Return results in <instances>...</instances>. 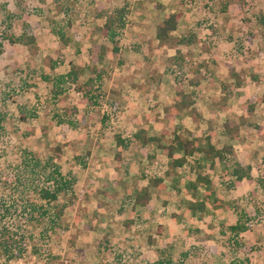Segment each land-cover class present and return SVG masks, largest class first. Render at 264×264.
<instances>
[{
  "label": "rangeland",
  "instance_id": "374dc122",
  "mask_svg": "<svg viewBox=\"0 0 264 264\" xmlns=\"http://www.w3.org/2000/svg\"><path fill=\"white\" fill-rule=\"evenodd\" d=\"M123 3L112 44L101 23ZM0 44V233L18 253L0 264H264V0H0ZM178 86L189 105L175 111ZM175 135L232 149L207 166L175 153L176 164L163 149ZM208 168L206 192L177 191ZM141 186L149 210L133 203Z\"/></svg>",
  "mask_w": 264,
  "mask_h": 264
},
{
  "label": "trees",
  "instance_id": "16d2710c",
  "mask_svg": "<svg viewBox=\"0 0 264 264\" xmlns=\"http://www.w3.org/2000/svg\"><path fill=\"white\" fill-rule=\"evenodd\" d=\"M127 11V8L125 6V3H123V5L121 6H117V7H113L111 9V11H108L105 15H104V19L101 25V31L104 34V36L110 41L112 42V44L115 42V35L119 32L120 29L123 28L124 25V15ZM179 17L178 13H169L168 15H166L165 18L162 19L160 24H157L155 27V38L158 41H165L166 39H168L169 37V32L172 31L175 28L177 19ZM55 33H57L58 38L65 42L66 41V37H64L63 33L60 32V30L55 31ZM10 42H12L11 40H9ZM20 41L23 43H32L33 41V36L32 35H27V34H22V37L20 38ZM1 46V44H0ZM113 50L116 49V46L113 45L112 46ZM1 52V50H0ZM77 72H75L74 70H69L65 73L62 74H57L55 76L52 77H45V79L50 80V81H55L57 83H61L63 81H65L66 78L70 77L71 79H74L76 77ZM89 79H86L85 82L81 83V84H77L76 87L74 88V91H79V92H83L84 95L87 93V91H85L83 89V87L86 85H88L89 83ZM57 94L56 92L54 93V95ZM175 97H177V101L174 102L175 105H172L175 109V111L181 110L183 108L188 107L189 102H187L186 99V95L183 94L182 89L178 86L175 90ZM2 120H3V115L0 113V132H2L3 130V125H2ZM238 128L239 125L238 123H231L230 120L226 119L225 121H223L222 123V129L223 132L228 135L229 137L232 136H236V134L238 133ZM140 133L142 134V131H138V133H134L133 137L134 138H138L140 137ZM114 142L116 145L117 150H119L118 148L121 147V142L122 140L118 137V134H114ZM144 136H141V142L145 143L146 138H143ZM211 148V147H209ZM164 149V153L166 155V157L172 161H174V163L178 164L179 162L177 160H175L172 155H173V151L177 150L180 151L182 155H190L195 148L192 146V141L190 140H181L179 139L176 135L174 136L173 142L165 145L163 147ZM212 150V148L210 149ZM231 151V146L228 145H224L222 148L220 149H216L213 151L214 156L218 157L219 159L222 158V153L224 152H230ZM116 154L118 155L119 152L117 151ZM48 162L49 164H52L53 168H52V173H54L55 176H59L60 173L57 170L56 165H54V163H52L51 158H46L45 162ZM180 164V163H179ZM248 166L246 167L245 172L241 173L238 172L237 169L233 170V173L235 175V178L237 180H240L242 178H246L248 177ZM54 181L53 183L56 181L55 178H53ZM149 181V180H148ZM152 184L154 185H159L160 187H163V185L161 184V178L159 177H155L154 179L150 180ZM56 190V189H55ZM55 190H50L49 188L47 189V187H43L40 188L38 190V196L40 199L46 200V201H53L56 198V191ZM148 189L146 186H142L139 190H137V192L134 194L133 197V203L143 206L147 203L148 201ZM228 228L231 231H236L239 230L242 227H239V224L236 222L234 224H231L228 226ZM0 254L5 255L6 258H12L15 256V253L13 252L14 250V241H13V237H12V233L6 229H3L2 233H0ZM156 264H163L160 260L156 261Z\"/></svg>",
  "mask_w": 264,
  "mask_h": 264
},
{
  "label": "crops",
  "instance_id": "0c3cea01",
  "mask_svg": "<svg viewBox=\"0 0 264 264\" xmlns=\"http://www.w3.org/2000/svg\"><path fill=\"white\" fill-rule=\"evenodd\" d=\"M103 19H104V17H103ZM103 22V21H102ZM101 25H102V23H101ZM103 34V33H102ZM59 74H61V73H59ZM252 87L254 88V82L252 83ZM238 89V88H237ZM239 130H240V127L238 128V133H239ZM221 132H222V134H224L225 135V133L223 132V130H221ZM238 133L236 134V136H232V137H229L228 135V137L230 138L229 140H231V139H237L238 138ZM195 137H197L196 135H194ZM226 136V137H227ZM188 140H190V141H192V146L195 148V150L190 154V155H183V156H192L194 159L195 158H197V159H199V163L198 164H202V166L203 165H205V166H207L208 164H212V160H217V161H221L222 160V158H223V156H222V158H218V157H216V156H214V153H213V151L214 150H216V149H218L217 147H215V146H213L211 143H209L210 142V140H209V138H208V141H206V146H202L200 143H199V141H197L196 139H188ZM211 144V145H210ZM230 145L231 146V149H232V144H230V143H227V145ZM209 147H211L212 148V150H210L211 148H209ZM175 153H180V155H182L181 154V152L180 151H177V150H174L173 151V155L175 154ZM195 154H197L196 156H193V155H195ZM223 154V153H222ZM172 155V156H173ZM211 155V156H210ZM194 159H193V161H194ZM217 163H215L214 165H216ZM214 169L212 168V169H210V168H208L207 170H206V173H207V177L206 178H204V180L203 179H201V178H199V177H195V178H191L190 180H186V181H184V182H182V179H177L179 182L177 183V184H175V186L177 187V191L178 192H181L182 194H183V197L184 198H186L187 200L189 199V200H191V198L190 197H188L189 195H190V188L191 187H199V185H200V187H201V189L203 190V191H205L206 192V180L207 181H211L212 180V171H213ZM113 172V170H111L110 171V174ZM178 177V176H177ZM180 177V176H179ZM161 182H162V179H161ZM181 182V183H180ZM194 184H197L196 186L194 185ZM142 187V186H141ZM141 187H139L137 190H139ZM147 187V186H146ZM162 188V187H161ZM148 189V188H147ZM191 190H192V188H191ZM148 193H149V191H148ZM189 194V195H188ZM148 196H149V198H148V201H147V203L145 204V205H143V206H140V205H138V206H140V207H146L147 209H148V202L150 201V199H151V197H150V193L148 194ZM134 197V196H133ZM152 200V199H151ZM135 205H137V204H135ZM152 207V206H151ZM149 210V209H148Z\"/></svg>",
  "mask_w": 264,
  "mask_h": 264
}]
</instances>
